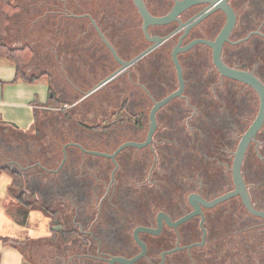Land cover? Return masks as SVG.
Masks as SVG:
<instances>
[{"label": "flooded vegetation", "instance_id": "obj_1", "mask_svg": "<svg viewBox=\"0 0 264 264\" xmlns=\"http://www.w3.org/2000/svg\"><path fill=\"white\" fill-rule=\"evenodd\" d=\"M186 1L144 0L155 16L168 15ZM220 4L230 6L236 17L222 47V60L264 84V0H194L167 23L151 24L148 31L153 40L143 30L144 19L135 0H40V20L53 13L57 22L53 33L70 40L75 35L73 45L77 50L55 51V57L67 63V67L61 63L60 70L74 67L72 59L91 67L89 72L78 68L74 77L64 78L77 93L75 104L88 103V108L80 111L79 121L89 126L80 127L77 134L65 139L58 125L64 111L62 101L75 97L74 91L55 80L59 93L49 96L58 112L52 123L58 137L65 139L61 141L63 158L59 164H52L48 156L34 161L36 153L28 143V148L23 144L18 150L12 148L14 144L7 145L12 149L1 156L8 165L16 164L30 182L35 175L41 192L48 183L51 187H69L68 195L61 192L59 197L67 198L64 202L70 207L60 217L51 209L59 219L53 229L80 235H73L68 242L58 238L28 248L30 256L32 250L35 252L39 264L47 260L53 264H111L113 257L130 260L137 256L132 262L113 264H233L234 259L231 262L223 251L214 252L228 241L239 240L241 226H236L245 216L244 212L237 214L233 206L236 200L242 201L240 196L212 207L202 206L201 213L180 221L196 209L189 200L191 195L213 200L234 188L235 154L261 106L258 91L222 75L214 63L213 48L201 41L217 40L227 24L228 14L218 7ZM45 6L48 8L43 9ZM80 37L87 45L80 44ZM104 38L126 61L155 47L83 98L121 66ZM177 49L184 80L181 93L156 111L157 126L150 142L120 148L127 142H145L153 107L181 88L173 56ZM99 73L103 75L98 78ZM123 77L130 91L123 86L108 88L107 93L94 97ZM123 91L126 96L122 98ZM117 96L112 112L102 109L104 102L111 103ZM14 150L19 151L16 156ZM259 166L264 170V125L249 143L242 163L254 205L249 181L257 175ZM250 214L245 212L248 222ZM252 216L264 221L263 217ZM148 228L160 229L154 233Z\"/></svg>", "mask_w": 264, "mask_h": 264}, {"label": "rangeland", "instance_id": "obj_2", "mask_svg": "<svg viewBox=\"0 0 264 264\" xmlns=\"http://www.w3.org/2000/svg\"><path fill=\"white\" fill-rule=\"evenodd\" d=\"M14 1L18 6V11L16 12V16L8 29V33L2 38V41L11 47H22L23 45L28 44L34 49V55L31 62L24 68L29 78L32 76H40L36 81L30 82L36 88L31 90V99L34 103H36L34 105V113H37V116L34 128L27 132V134L9 131L6 133L4 132L3 135L0 136V165H8V163L1 160V156H3L4 153H8L12 148H16V150H18V146L20 145L21 147L23 144L26 148H28L26 143H28L29 147L33 149L36 154H38L37 156L35 154L34 161H42L44 156H48L52 157L50 159L52 164H59L63 158V140L67 139L68 136H74L77 134L78 131H80V127L82 128V126L85 125L89 126L79 121L82 120L80 117V111L83 112L84 109L88 108V103L86 102L83 106L80 105L81 103L78 105L75 104V101L77 100V93L64 78L67 76L71 77V75L74 77L75 74H78V68L83 72H89L90 70L88 69H90L91 65L86 63L79 64L80 61L77 62L76 59H72L71 62L73 61L74 64H76L74 67L60 70L62 66L61 63H63L64 67H67V63L62 57L57 59L55 57V51L61 48L64 51L70 50L71 52L75 50V47L77 50V46L73 45L75 35H72V37L70 36V38H72L70 40L65 35L59 34L58 36L53 33L55 32L57 26L56 16H53V13H49L47 16H44L43 20H40L39 15L42 13L39 6L40 0ZM47 8L48 6H45L43 9ZM41 32L44 33L43 37L40 35ZM52 35H54L53 38L51 37ZM139 36L141 37V28ZM82 38L80 37V44L87 45V43L84 42L85 39ZM2 60H4L3 63L13 66V64L8 60ZM67 73H69V75H67ZM102 75L103 73H99L98 78ZM55 80H57V82H63L67 85L69 91H74L75 94V97H71L70 100L62 101V108H64V111L60 114V121L58 125L61 132L65 135V139L58 137L55 130L56 124L52 123V120H54L58 115L56 109L52 107V104L54 103L53 100L49 98L51 92H54V97L59 93L58 89L54 85ZM121 86H123L127 92L131 90L129 82H127L123 77L109 83L106 88L96 92L94 97L98 98L102 94L107 93L108 88L113 89L118 87V89H120ZM39 96L42 98L41 100H38ZM80 96H78V98ZM125 96L126 94L123 91V96L121 97L123 98ZM118 99L119 96L114 98V100L112 99V104L104 102L102 109L107 111V113L112 112L115 107L116 100ZM27 102H29V100H27ZM86 114H88V112H86ZM91 117L93 118L92 114ZM86 122L90 123L88 120ZM29 137L32 138V140L28 139ZM10 144H14L15 147L8 149L7 145ZM10 165L11 167L20 169L16 164ZM35 172H37V170ZM33 176L34 177H32L31 182L28 179V176L26 177L27 182L25 190L27 199L30 201L37 200L39 204L48 208L50 211L51 209L56 210L60 217L61 212L69 208L70 204L64 202L67 201V198L59 196L62 194L61 192H63L65 196L68 195L69 187L65 186V184L63 187H59L58 185L51 187V183H48V185L44 187V190H42L43 192H41L39 183H37V177L35 175ZM46 176L47 175L42 178H45ZM67 176L68 175L66 174L64 178L66 179ZM43 182H45V180ZM249 182L251 183V191L254 196L255 204L259 208L264 209V179H259L256 175L253 177V180L250 179ZM14 192L15 194L19 193L18 191ZM44 193L46 196H44ZM233 210L236 211L237 214L244 212L245 216L239 218V225L236 226H241L238 238L239 240H232L231 242L228 241L223 244L222 248L214 253H222L223 251L224 256L231 260V262L234 259L233 264H264V246L262 245V237H264V221L252 216V214L249 215V222L246 221L248 216L245 215V212H247V210L243 207L242 201L236 200L234 202ZM12 212L14 213V216L12 217H14L16 221L17 219L23 220L20 212H16L13 209ZM27 219L29 222L28 227L23 228V231H20L19 229V231L17 230V232H13L12 235H20L23 237L33 229H36L37 232H42V234L46 233V231L48 233L51 232V228H49L47 224L44 225L42 220H37L36 217L34 218V215H31L29 218L27 217L26 220ZM243 220H245V224H243ZM42 225L43 227L40 229L39 227ZM59 239L61 240L60 236ZM31 254L36 258L33 250ZM46 264H53L52 260H47Z\"/></svg>", "mask_w": 264, "mask_h": 264}, {"label": "water", "instance_id": "obj_3", "mask_svg": "<svg viewBox=\"0 0 264 264\" xmlns=\"http://www.w3.org/2000/svg\"><path fill=\"white\" fill-rule=\"evenodd\" d=\"M135 3L138 7V10H139L141 16L144 19L143 30H144L147 38H149L150 40H153V38L150 37L149 31H148V28L151 24H165V23H167L168 21L173 19L183 7L194 3V0H188L184 3H179L178 6L172 11V13L165 15V16L153 15L148 10L144 0H135ZM218 7H222L227 12L228 17H229L228 22L225 25L222 32L220 33L217 40H215V41L201 40V41L208 44L209 46H211L213 48V60H214V63L216 64L217 68L219 69V71L221 72L222 75L243 81L245 83H248L249 85H251L252 87H254L258 91V93L260 94V97H261V106H260V111H259L256 119L250 125V127L248 128L246 133L243 135V137L239 143L238 149L236 151V154H235L234 165L232 168L233 178H234V183H235L234 188L232 190L228 191L227 193L216 197L213 200H207L198 194L191 195L189 200L195 206L196 209L192 214H190L189 216H186L185 218H183L180 221L187 219L188 217L192 216L194 213H201L202 212V206L212 207V206L216 205L217 203H220L222 201H225V200L230 199V198L235 197V196L241 197V200H242L244 206L246 207V209L250 213H252L253 215L264 218V210H261V209H258L255 207V205L252 201L251 195H250V191L248 189V186H247V184L243 178V174H242V163H243V159H244L246 150L249 146V143L256 136L257 132L261 129V127L264 125V84L256 76H254L248 72L232 68V67L228 66L222 60V56H221L222 47H223L224 42L228 39L229 33L235 24L236 17H235V14L233 13V10L230 6H228V5L223 6L222 4H220V6H218ZM104 40H105L106 44L109 46V48L112 50V52L114 53L115 58L118 60V62L121 64V66L114 73L107 76L105 79H103L97 85H95L92 89L87 91L84 94L83 98L90 95L94 91L98 90L100 87L104 86L109 81L113 80L119 73H121L122 71H124L125 69L130 67L132 64H134L137 61H139L140 59H142L143 57H145L155 47V45L151 46V47L147 48L146 50L142 51L137 56H135L133 59L126 61V60H123L120 58V56L116 53L115 49L113 48V46L110 44V42L107 39L104 38ZM161 40H162V38H159V41H161ZM177 52H178V49L174 51L173 56H174V62H175L177 69H178V75H179L180 82H181V88L179 90H177L176 92L172 93L171 95H169L168 97H166L164 100L158 102L153 107L151 114H150V120H151L150 130H149L148 138L145 142H142V143L127 142V143L123 144L120 148H123L127 145L144 146L148 142H150L151 138L153 136V133L156 129V126H157L156 111L159 109L160 106L164 105L170 99H172L173 97H175L181 93L182 87L184 84V80H183V71H182V67H181L180 62H179L178 57H177ZM77 145H79V144H77ZM79 146H81V145H79ZM92 152L94 154H102L98 151H92ZM65 160H66V157L64 158L62 164L60 165V167L56 171L61 169ZM160 227H161V225H160ZM142 229H144V228H142ZM159 229L155 230V229L148 228L146 230L156 233L159 231ZM138 231H139V229L136 230V234ZM139 242L142 244L143 248L145 249L146 248L145 244L143 242H141L140 240H139ZM137 258H138V256L134 259L127 260L126 258L124 259L122 257H113L111 259V264H113L115 261H125V262L130 261V262H132L133 260H136Z\"/></svg>", "mask_w": 264, "mask_h": 264}, {"label": "crops", "instance_id": "obj_4", "mask_svg": "<svg viewBox=\"0 0 264 264\" xmlns=\"http://www.w3.org/2000/svg\"><path fill=\"white\" fill-rule=\"evenodd\" d=\"M0 61V122H13L23 131H30L35 123L34 103L31 99V90L35 86L27 81L16 79V68ZM20 79V78H19ZM42 98L39 96L38 100ZM29 100V102H27ZM13 178L10 174H0V264H39L36 258L29 257L26 251L5 245L2 238H15L30 240L36 246L42 241L50 242L53 235V222L43 210L35 209L29 212L28 218L34 215L37 220L51 228V232L42 234L36 229L31 230L25 236L12 235L13 232L23 231L28 227V219L24 224L16 219L12 209H18L19 203L14 195L12 184ZM13 199V200H11ZM13 219V220H12ZM32 219V218H31ZM13 224V225H12ZM43 225L39 228L42 229ZM26 254H25V253Z\"/></svg>", "mask_w": 264, "mask_h": 264}, {"label": "trees", "instance_id": "obj_5", "mask_svg": "<svg viewBox=\"0 0 264 264\" xmlns=\"http://www.w3.org/2000/svg\"><path fill=\"white\" fill-rule=\"evenodd\" d=\"M17 11H18V6L14 0H0V61L2 59H6L15 66L16 79L20 78L27 82H34L40 76H32L29 78L24 68L27 64L31 62L33 58V55H34L33 47L28 44L23 45L22 47H11L2 41V38L8 33V29L10 25L12 24ZM36 116H37V113H35V123H36ZM0 127H1L0 136L3 135L4 132L6 133L9 131H13V132L21 133V134H25V133L27 134V132H29V131H23L15 124L6 122V121L1 122ZM33 128L34 126L32 127V129ZM18 152L14 150V155L15 154L17 155ZM256 170H257V173H256L257 177L259 179L260 178L264 179L263 167L259 166L256 168ZM3 172H6L12 176L14 180L12 184L13 192L14 191L19 192L18 194H15L14 192V195L16 196V200L19 203V207H17L18 209H16V207L14 209L17 210L16 212H20V214L23 217V220H19L21 224H24L26 222V218L28 217L29 212L35 209L43 210L48 216L51 217L53 224H59V219L57 217L56 212L53 213L48 208L39 204L37 200L30 201L27 199L26 190H25L27 178L23 171L5 164V165H0V174ZM255 206L257 205L255 204ZM243 207L245 208L244 204H243ZM73 235H80V234L77 231L68 232L66 230L57 231L53 229V235L51 236V239L57 240L60 236L63 242H68ZM2 240L5 245H10L12 247L26 251L28 256L30 257L28 248H30L33 245V243L30 240L28 239L20 240V239H15V238H2ZM31 257L33 256L31 255ZM33 258L35 259V257Z\"/></svg>", "mask_w": 264, "mask_h": 264}]
</instances>
